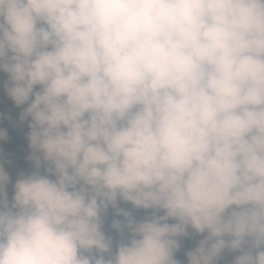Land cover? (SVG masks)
Returning a JSON list of instances; mask_svg holds the SVG:
<instances>
[{"label": "clouds", "instance_id": "1", "mask_svg": "<svg viewBox=\"0 0 264 264\" xmlns=\"http://www.w3.org/2000/svg\"><path fill=\"white\" fill-rule=\"evenodd\" d=\"M0 264H264V0H0Z\"/></svg>", "mask_w": 264, "mask_h": 264}]
</instances>
